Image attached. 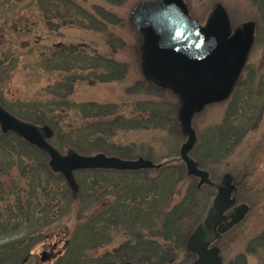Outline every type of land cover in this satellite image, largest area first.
Returning a JSON list of instances; mask_svg holds the SVG:
<instances>
[{
  "label": "rangeland",
  "instance_id": "obj_1",
  "mask_svg": "<svg viewBox=\"0 0 264 264\" xmlns=\"http://www.w3.org/2000/svg\"><path fill=\"white\" fill-rule=\"evenodd\" d=\"M141 1L126 0L111 9L101 0L79 1L78 4L88 11H91L93 4L104 6L115 13L119 21L114 25L105 24L106 31L99 32L93 29L90 21L82 18L80 24L87 29L77 25L59 26L52 32L50 28H56L57 25L40 21L38 17L41 10L31 5L32 0H24L18 5L0 0V55L7 49L15 53L8 58L7 64L4 63L8 71L0 73V95L9 107L41 98L45 102L51 101L47 91L42 93L41 90L64 74H49L38 69L37 63L40 52L48 53V48L54 43L82 45L92 55L96 52L119 63L101 69L86 68L71 72L80 77L74 82L70 96L72 101L104 104L111 111V116L106 119L113 122L114 130L101 142L97 138L88 140L87 149L91 152L88 154L104 152L124 159L144 157L153 163L167 160L180 162L184 176L189 181L187 183L199 189L196 199L199 217L195 219L194 227L204 214L214 189L207 185L197 187L198 179L186 173L179 159V147L185 137L176 119L177 96L147 81L141 73L139 55L135 49L138 37L128 20L132 8ZM183 1L189 15L201 25L215 3L224 7L231 27L244 21H253L255 25L253 45L239 77L238 87L226 100L209 104L196 113L192 127L196 133L193 153L199 159L200 168L206 170L215 182L224 173H230L234 185V204L248 205L244 218L221 234L215 242L221 264H228L241 254L245 255L248 264H264V241L260 239L264 231V0ZM27 16L30 19L28 23L37 21L30 28L31 32L23 30L13 34L8 31L15 24L21 27ZM47 90L50 91V87ZM118 119L122 120H119L121 123L117 122ZM103 149H107L106 152L101 151ZM59 150L64 152L66 149ZM180 175V171L174 174L176 178ZM10 183V178L4 179L7 190ZM179 197L180 193L175 199ZM121 241L122 237L118 236L111 245L97 249L92 254L101 256ZM64 245V239L59 236L37 243L31 249L33 260L39 264H55L64 252ZM43 251L51 256L41 262ZM193 260L194 256L185 251L179 254L175 264H188Z\"/></svg>",
  "mask_w": 264,
  "mask_h": 264
},
{
  "label": "trees",
  "instance_id": "obj_2",
  "mask_svg": "<svg viewBox=\"0 0 264 264\" xmlns=\"http://www.w3.org/2000/svg\"><path fill=\"white\" fill-rule=\"evenodd\" d=\"M8 1L18 5L24 0ZM79 1L85 2L32 0L31 5L41 10L40 21L57 25L50 28L52 32L59 26L77 25L87 29L80 24L82 18L99 32L106 31L105 24L114 25L119 21L104 6L93 4L88 11ZM101 1L111 9L126 0ZM28 17L21 27L15 24L8 31L31 32L37 21L28 23ZM109 36L112 35L109 33ZM84 48L54 43L48 53L40 52L38 69L64 74L41 90L47 91L51 101L41 98L9 107L0 95V102L19 118L49 126L53 130L50 141L56 148H73L88 154L91 153L87 149L88 140L97 138L101 142L114 130L113 122L106 119L111 111L104 104L72 101L73 85L80 77L71 72L119 63L96 52L92 55ZM2 52L0 73L8 71L5 64L14 53L9 49ZM193 152L194 148L190 155L200 165ZM178 171L182 175L176 178L174 174ZM74 174L79 186L76 199L72 198L63 177L49 168L48 158L42 151L12 132L0 133V264H39L33 260L31 249L54 236L63 238L65 243L64 252L55 264H175L179 254L187 251V236L199 217L196 203L199 189L187 183L180 162L167 160L158 169H90ZM5 178L11 179L8 190ZM179 193L181 197L175 199ZM118 236L122 241L114 249L104 251L101 256L92 254L111 245ZM260 239L264 241V231ZM245 259L241 254L228 264H248Z\"/></svg>",
  "mask_w": 264,
  "mask_h": 264
},
{
  "label": "water",
  "instance_id": "obj_3",
  "mask_svg": "<svg viewBox=\"0 0 264 264\" xmlns=\"http://www.w3.org/2000/svg\"><path fill=\"white\" fill-rule=\"evenodd\" d=\"M128 20L138 37L135 49L143 77L178 98L176 119L185 137L179 147V158L187 174L198 178L197 187L207 185L214 189L204 214L187 236L186 249L195 256L188 264H221L215 242L244 218L248 205H234L230 173H224L215 182L190 156L196 142L192 118L206 105L229 97L253 45L255 25L253 21H244L231 27L220 3L212 5L201 25L189 15L183 0H143L132 8ZM0 132H12L42 151L49 168L63 177L73 199L78 194L75 171H136L162 166L143 157L123 159L103 152L82 154L72 148L61 152L50 143L53 130L49 126L23 120L1 103ZM50 256L43 251L40 261Z\"/></svg>",
  "mask_w": 264,
  "mask_h": 264
}]
</instances>
